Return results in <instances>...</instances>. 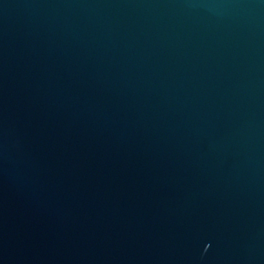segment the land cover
Instances as JSON below:
<instances>
[{"label":"water","instance_id":"1","mask_svg":"<svg viewBox=\"0 0 264 264\" xmlns=\"http://www.w3.org/2000/svg\"><path fill=\"white\" fill-rule=\"evenodd\" d=\"M0 264H264V0H44Z\"/></svg>","mask_w":264,"mask_h":264}]
</instances>
